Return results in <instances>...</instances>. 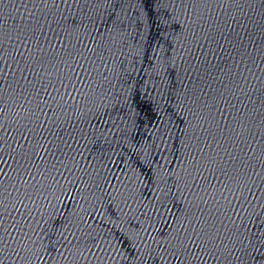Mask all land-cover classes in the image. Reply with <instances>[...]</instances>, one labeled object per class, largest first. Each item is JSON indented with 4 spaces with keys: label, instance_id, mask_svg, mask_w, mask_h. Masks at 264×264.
<instances>
[{
    "label": "water",
    "instance_id": "95a60500",
    "mask_svg": "<svg viewBox=\"0 0 264 264\" xmlns=\"http://www.w3.org/2000/svg\"><path fill=\"white\" fill-rule=\"evenodd\" d=\"M0 264H264V0H0Z\"/></svg>",
    "mask_w": 264,
    "mask_h": 264
}]
</instances>
